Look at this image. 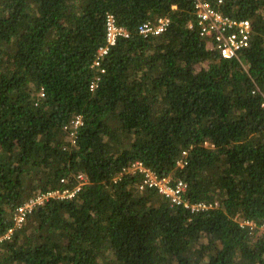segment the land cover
<instances>
[{"label":"trees","instance_id":"obj_1","mask_svg":"<svg viewBox=\"0 0 264 264\" xmlns=\"http://www.w3.org/2000/svg\"><path fill=\"white\" fill-rule=\"evenodd\" d=\"M194 1L0 0V264H264V0H205L251 23L231 60L200 37ZM107 14L129 37L100 73ZM164 17L162 34H138ZM136 162L211 208L140 189ZM79 175L73 198L15 226L20 206Z\"/></svg>","mask_w":264,"mask_h":264},{"label":"built area","instance_id":"obj_2","mask_svg":"<svg viewBox=\"0 0 264 264\" xmlns=\"http://www.w3.org/2000/svg\"><path fill=\"white\" fill-rule=\"evenodd\" d=\"M222 4L223 0L217 1V5L221 6ZM193 7L200 37L209 41L222 59H238L239 53L249 47L252 35V26L250 21L245 19H235L225 15L219 11V8H215L210 2L205 0H195ZM168 24L169 20L165 17L158 18L156 21H146L137 27V32L143 37L158 36L166 31ZM105 30V45L97 50L95 60L92 65V68L99 69L100 73L104 72V70L100 67L102 60L107 55L109 49L116 45L118 39L129 37V33L126 29L118 26L111 14L106 15ZM98 82L99 77L96 76L89 86L90 91H94L98 87ZM260 95L262 97L261 106L264 107V92H261ZM80 125L81 121L79 117H76L70 123L69 128L71 127L73 130H71L68 135L72 143H74L76 129ZM69 128H67L68 132ZM178 166L181 167L182 163H178ZM136 172L142 177V184L139 187L140 189L149 188L156 190L159 194L167 198L171 205L183 206L185 209H189L191 213L211 208V205H206L204 203L188 205V203L182 198L187 190V185L184 181L179 180L177 183L171 184L169 177H157L151 170L145 168L140 162L134 163L127 173ZM77 179L79 181V185L74 190H63L61 192L59 190H55L46 194H40L20 206L17 209L16 216L14 218L15 226L20 227L22 223H24L26 215L28 213L30 214L34 207L43 204L48 199L73 198L75 193L79 191L80 185L84 181L85 177L79 175ZM240 226H248L250 230L255 228V225H253L252 222H242ZM258 230H263L262 233H264V226L261 225ZM11 234L12 230H9L5 235L1 236L0 243L4 240L10 239Z\"/></svg>","mask_w":264,"mask_h":264},{"label":"rangeland","instance_id":"obj_3","mask_svg":"<svg viewBox=\"0 0 264 264\" xmlns=\"http://www.w3.org/2000/svg\"><path fill=\"white\" fill-rule=\"evenodd\" d=\"M252 230H255V228H254V229H252ZM257 230H258V229H257ZM258 232H259L260 234H262L263 230H262V231H259V230H258Z\"/></svg>","mask_w":264,"mask_h":264}]
</instances>
